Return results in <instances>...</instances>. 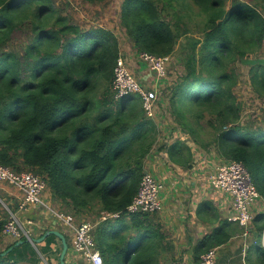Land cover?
I'll return each instance as SVG.
<instances>
[{"label":"trees","instance_id":"16d2710c","mask_svg":"<svg viewBox=\"0 0 264 264\" xmlns=\"http://www.w3.org/2000/svg\"><path fill=\"white\" fill-rule=\"evenodd\" d=\"M192 1L199 26L186 37L183 72L168 90V109L182 131L193 132L204 120L217 155L244 164L264 201V126L242 120L234 91L244 61L252 65L250 83L264 101V59H257L264 0ZM181 2L122 0L119 22L137 53H173L182 33L174 7ZM63 9L55 0H0V164L41 176L52 203L75 222L94 213L95 246L104 264H159L156 247L165 231L154 222L158 211L126 212L146 172L156 126L137 94L114 98L113 69L121 53L116 35L101 26L84 28ZM186 150V157L174 145L167 152L171 161L188 165L192 153ZM115 212L119 216L100 218ZM8 216L0 207V264H36L38 251L25 237L19 245L2 244ZM252 221L264 231V212ZM241 230L222 225L205 234L194 258ZM255 264H264L263 245Z\"/></svg>","mask_w":264,"mask_h":264},{"label":"crops","instance_id":"0c3cea01","mask_svg":"<svg viewBox=\"0 0 264 264\" xmlns=\"http://www.w3.org/2000/svg\"><path fill=\"white\" fill-rule=\"evenodd\" d=\"M132 65L135 76L141 84L149 88L156 86L154 74L149 71L143 61ZM165 101L166 99L162 97L159 103L164 105ZM163 114L166 113L159 109V111L155 110L154 115L150 117L156 126L157 135L152 152L145 161V170L164 185L160 193L162 209L155 214L154 222L165 231V239L156 247L158 254L155 259L159 264L174 263V259L176 262L197 264L199 260L196 261L194 258V249L205 234L222 225L228 230L240 229L241 226L229 220L231 211L229 196L213 189L208 181V175L224 162L214 148L211 127L204 120L200 122V125H196L194 130L201 129L206 132V134H200L201 139H198L191 129L182 131L169 114L168 117L165 116L168 120H164ZM242 117L244 118L243 114ZM171 145H174L175 149H181L185 157L186 149L191 150L192 158L188 165L170 160L167 150ZM8 192H10L11 202L17 205L21 200L19 192L13 188ZM43 196L50 203L48 195L44 193ZM262 212H264V201L259 199L252 208L253 217ZM17 215L27 225L26 229L32 237L40 238L51 229L58 230L67 236L69 246L65 264H87L82 257L73 252L70 245L72 233L68 227L49 210L37 205H28L25 210H19ZM26 220H31L32 224H26ZM258 232L253 221L248 230L242 227L241 232L236 231L225 243L214 247L216 250L214 264H217L219 256L224 258L223 264H247L246 254L251 246H255ZM260 233L262 235L263 230ZM46 237L35 245L30 242L38 251L40 260L36 264H59L61 241L49 239L46 243ZM20 239L6 236L2 244ZM42 247L45 248V252L40 250ZM257 254L258 250L255 248L251 252L252 258L256 260Z\"/></svg>","mask_w":264,"mask_h":264},{"label":"built area","instance_id":"2783aa9c","mask_svg":"<svg viewBox=\"0 0 264 264\" xmlns=\"http://www.w3.org/2000/svg\"><path fill=\"white\" fill-rule=\"evenodd\" d=\"M261 43L264 47V27ZM138 55L152 72L158 76L164 75L166 64L170 59L169 55L157 56L148 52H139ZM112 90L115 99L129 94H137L141 99L145 113L149 117L154 115L156 110L154 106L155 92L146 90L140 84L129 69L126 57L122 53L118 55L113 69ZM208 181L213 189L229 196L231 209L229 220L248 230L253 219L252 208L260 196L244 164L238 161L223 162L208 175ZM0 188H3L8 196H10L8 191L12 188L21 195V200L15 210L10 209L0 197V202L9 214L1 232V239L11 236L14 239L25 237L29 240L30 232L26 229L27 225L19 219L17 212L25 210L28 205H37L49 210L68 227L72 233L70 245L75 254L82 257L87 264H104L103 257L95 246L93 235L95 224L88 221L75 222L70 214L52 207L44 199L46 183L41 176L30 171L17 172L0 164ZM163 189L164 185L160 180L150 172H145L140 179L137 193L126 208L127 214L160 211L162 209L160 193ZM109 216L116 217L119 216V213H103L101 219H106ZM25 222L32 224L31 220ZM261 238L263 242L264 231ZM262 245L264 246L263 243ZM215 257V248H210L200 255L197 264H214ZM176 264L186 263L177 261Z\"/></svg>","mask_w":264,"mask_h":264},{"label":"rangeland","instance_id":"374dc122","mask_svg":"<svg viewBox=\"0 0 264 264\" xmlns=\"http://www.w3.org/2000/svg\"><path fill=\"white\" fill-rule=\"evenodd\" d=\"M55 1L61 7L64 8L63 11L65 13L67 11L70 12L73 15L75 21H77L82 27L87 28L91 26H101V27H105L111 30L118 38L119 43H120V51L122 55L126 57L129 69L135 76L132 64L138 61L140 62L142 61V59L139 57L136 49L132 45L131 40L126 34V31L120 25L119 15H120V7H121L122 0H108V1H105L99 4H90V3L84 2L83 0H55ZM181 3L182 4H179V5L176 4V6L174 7V10H176L178 14V17L177 19L174 20V22L176 21L175 23L177 24V28L182 33L175 46V50L173 51V53L169 54L170 59L168 63L166 64L167 67L165 69L164 75L163 76L156 75L145 64L146 67L149 69V71L154 74L153 76L155 77L157 81L156 86L152 88H149L141 84L139 79L135 76L136 79L140 82V84L146 90L148 91L152 90L153 92H155L156 102L154 103V106L156 107L157 111H159L160 109L166 113V114H163L164 120L166 121L168 120L166 118L168 117V114L171 116L170 110L168 109V103H169L168 90L170 86L173 85L177 77H179L180 74L183 72L182 58L184 57L185 52H186V50L183 49L185 42H186V37H189V35L191 34H197V30L199 26V19H200V17L197 14L198 7L195 5V3L192 0H182ZM259 57L264 59L263 47L260 51H258L257 59H259ZM254 58L256 57L253 56L252 59ZM251 66L252 65H250V63H247L244 61L238 63V70L240 73V76H239L240 78L238 79V82L234 88V91L236 93L237 99L241 102V105H242L241 113L244 116L242 120L244 121L248 116V118L252 120L253 125L258 123L259 125L264 126V101L257 95V93L253 90L251 86L250 79H249V75H250L249 70ZM162 97L166 99V101L164 102V105L159 103V100H161ZM257 117H262L263 119L261 120ZM193 134L198 139H201L200 134H206V132L200 129V130H194ZM44 193L48 195L49 197L48 199L50 200V205L58 209L59 204L52 203V200H51L52 198H51L49 189H47V186L44 190ZM0 195L2 197L3 202L7 204L11 209L12 205H10V203L12 202H10L9 196H7L6 194L4 195L3 192L0 193ZM0 207L1 209H3V205H0ZM63 212L65 213V211ZM94 218H95V214L89 213L88 215H86L84 218L81 219V222L88 221V222L94 223L93 221ZM259 224H261V222ZM261 226L263 225H260V227ZM256 235H257L256 245L251 246L250 250L246 254L247 264H255V259L252 258L251 252L255 248L259 250V246H262V238L260 237L261 233L258 232L256 233ZM110 239H111V235L109 236V240ZM223 263H224V258L222 256H219L217 260V264H223Z\"/></svg>","mask_w":264,"mask_h":264},{"label":"water","instance_id":"95a60500","mask_svg":"<svg viewBox=\"0 0 264 264\" xmlns=\"http://www.w3.org/2000/svg\"><path fill=\"white\" fill-rule=\"evenodd\" d=\"M49 234L56 235L60 239L61 251L59 254V264H65V256H66V253L68 250V242L66 240L65 235L63 233H61L60 231L54 230V229L47 230L40 238H36V237L31 236L29 240L28 239H26V240H28L29 242L31 241V243H33L35 245L37 242H39L41 239H43L44 237H46ZM21 243H23L22 239L16 241V245H19ZM11 249H12V247H9L4 253L10 251Z\"/></svg>","mask_w":264,"mask_h":264}]
</instances>
